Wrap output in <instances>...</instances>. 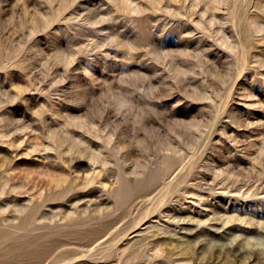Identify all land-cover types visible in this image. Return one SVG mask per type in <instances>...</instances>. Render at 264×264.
Returning a JSON list of instances; mask_svg holds the SVG:
<instances>
[{
  "label": "rangeland",
  "instance_id": "1",
  "mask_svg": "<svg viewBox=\"0 0 264 264\" xmlns=\"http://www.w3.org/2000/svg\"><path fill=\"white\" fill-rule=\"evenodd\" d=\"M0 264H264V0H0Z\"/></svg>",
  "mask_w": 264,
  "mask_h": 264
}]
</instances>
